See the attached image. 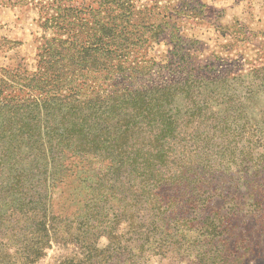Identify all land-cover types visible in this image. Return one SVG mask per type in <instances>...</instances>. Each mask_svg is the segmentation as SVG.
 Returning <instances> with one entry per match:
<instances>
[{
    "label": "trees",
    "instance_id": "trees-1",
    "mask_svg": "<svg viewBox=\"0 0 264 264\" xmlns=\"http://www.w3.org/2000/svg\"><path fill=\"white\" fill-rule=\"evenodd\" d=\"M73 1L34 5V72L0 68V264H37L53 246L54 264H226L222 221L204 212L243 101L214 90L198 40L180 33L187 0ZM16 44L1 37L0 51ZM61 183L74 209H58Z\"/></svg>",
    "mask_w": 264,
    "mask_h": 264
},
{
    "label": "rangeland",
    "instance_id": "rangeland-1",
    "mask_svg": "<svg viewBox=\"0 0 264 264\" xmlns=\"http://www.w3.org/2000/svg\"><path fill=\"white\" fill-rule=\"evenodd\" d=\"M46 1L0 0V38L17 42L12 50L0 51V68L21 65L35 71L37 38L42 32L34 5ZM79 1L74 0L73 4ZM195 3L201 7L192 12L196 17L188 18ZM185 6L183 10L188 12L177 26L180 33L198 40L200 58L210 66L209 75L218 86L214 90L232 96L227 99L240 96L243 101L241 115L233 116L231 122L229 119L223 138L226 140L223 154L230 164L214 171L210 181L212 200L204 213H215L217 216L211 218L222 221L224 232L217 243V252L226 264H264V0H187ZM168 48L161 42L149 54L158 61L167 59ZM224 73L226 80L221 77ZM220 144L219 139L213 140L214 154L220 150ZM54 195L61 211L70 198V205L75 208L74 196L64 183L58 184ZM59 254L61 251L53 246L37 264H54ZM147 264L199 263L195 255L184 254L162 261L153 259Z\"/></svg>",
    "mask_w": 264,
    "mask_h": 264
}]
</instances>
